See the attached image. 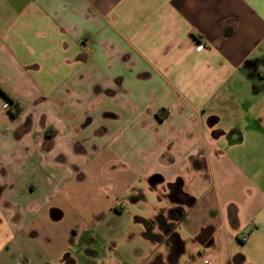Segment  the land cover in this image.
Here are the masks:
<instances>
[{"label": "crops", "instance_id": "0c3cea01", "mask_svg": "<svg viewBox=\"0 0 264 264\" xmlns=\"http://www.w3.org/2000/svg\"><path fill=\"white\" fill-rule=\"evenodd\" d=\"M0 89L19 109L0 92V249L65 218L61 176L36 169L64 158L162 180L167 224L188 194L182 253L152 241L147 264H264V0H0Z\"/></svg>", "mask_w": 264, "mask_h": 264}, {"label": "rangeland", "instance_id": "374dc122", "mask_svg": "<svg viewBox=\"0 0 264 264\" xmlns=\"http://www.w3.org/2000/svg\"><path fill=\"white\" fill-rule=\"evenodd\" d=\"M97 116L100 122L103 121L100 119L101 115ZM233 120L235 121L232 118L225 119L227 122ZM82 147L79 145L78 151ZM237 151L240 155L247 154L245 149ZM89 155L88 152L87 156ZM82 159L84 157L80 154V160ZM115 166L94 167L85 160L81 165L79 162L70 164L64 158L61 161L51 158L49 166L37 165L36 169L49 168L51 173L61 176L60 184L68 188L69 197L63 204L65 218L58 222L38 219L37 235L33 237L19 233L15 244L0 249V260L8 264H147L153 253L161 252L164 246L147 239L146 227L141 220L145 218L156 222L162 216L159 214L162 208L159 194L162 189L160 186H149L143 176L128 184L127 177ZM78 169L88 170L83 180L67 177L69 170ZM154 173L153 170L152 174ZM55 178L57 177H51L53 180ZM56 195L57 192H53L51 184L44 190H38L33 195L35 210L38 208L35 215L37 211L46 209ZM135 196L140 200L134 203L131 198ZM71 197L76 201H72ZM118 197L119 204L123 206L120 214L111 210ZM189 199L183 206L190 205L191 198ZM179 204L182 205L180 202ZM179 206L175 209L184 212L183 207L180 209ZM153 230L156 233V224L150 232L153 233ZM74 232L77 236H74ZM168 237V241L172 243L171 233ZM63 249L67 252L66 262L64 257L57 261L50 258H54Z\"/></svg>", "mask_w": 264, "mask_h": 264}, {"label": "trees", "instance_id": "16d2710c", "mask_svg": "<svg viewBox=\"0 0 264 264\" xmlns=\"http://www.w3.org/2000/svg\"><path fill=\"white\" fill-rule=\"evenodd\" d=\"M0 92L3 93L5 95V93L0 89ZM6 96V95H5ZM7 97V96H6ZM8 101L10 102V107H14L16 109L15 113H11L13 117L17 116L19 114V109L17 107V105L12 102L9 97H7ZM168 115V110L167 109H161L157 116L160 119L165 118ZM186 218V214L185 212H179L178 209H172L169 213V219L173 221V223H169L167 224L166 221L164 220L163 216L158 217L157 220L158 222H160L161 227L163 229V235H157V234H153L150 231H152L153 227H154V222L152 221H144V225L146 227V237L153 241V242H162V241H168L169 239V235L171 233L173 240H172V247H171V251H170V260H176L180 254L183 251V243L182 241L179 239V237L177 235H175L174 232V227H175V222L177 223H182L185 221ZM171 231V232H169ZM155 264V263H153ZM159 264V263H158Z\"/></svg>", "mask_w": 264, "mask_h": 264}, {"label": "flooded vegetation", "instance_id": "af4514ba", "mask_svg": "<svg viewBox=\"0 0 264 264\" xmlns=\"http://www.w3.org/2000/svg\"><path fill=\"white\" fill-rule=\"evenodd\" d=\"M177 196H178L179 202L182 203V204L187 203L190 200L188 194H186V193H184L182 191V187L181 186L178 187V189H177ZM65 264H72V262H68V263H65Z\"/></svg>", "mask_w": 264, "mask_h": 264}, {"label": "water", "instance_id": "95a60500", "mask_svg": "<svg viewBox=\"0 0 264 264\" xmlns=\"http://www.w3.org/2000/svg\"><path fill=\"white\" fill-rule=\"evenodd\" d=\"M157 182L160 183V182H162V180L160 181V180H156L155 178H152V180H151V185H152V186H155ZM181 213H182V212H181ZM52 217H53L54 220H59V219L61 218V215H60L59 212H57V211H53V213H52ZM208 244H209V243H208Z\"/></svg>", "mask_w": 264, "mask_h": 264}, {"label": "built area", "instance_id": "2783aa9c", "mask_svg": "<svg viewBox=\"0 0 264 264\" xmlns=\"http://www.w3.org/2000/svg\"><path fill=\"white\" fill-rule=\"evenodd\" d=\"M8 106H10V105L8 104Z\"/></svg>", "mask_w": 264, "mask_h": 264}]
</instances>
